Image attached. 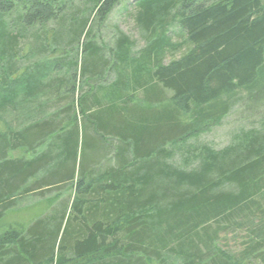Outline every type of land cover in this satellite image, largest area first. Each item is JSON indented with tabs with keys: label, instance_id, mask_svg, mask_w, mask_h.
I'll use <instances>...</instances> for the list:
<instances>
[{
	"label": "trees",
	"instance_id": "trees-1",
	"mask_svg": "<svg viewBox=\"0 0 264 264\" xmlns=\"http://www.w3.org/2000/svg\"><path fill=\"white\" fill-rule=\"evenodd\" d=\"M72 1L0 0V123L15 119L0 129V224L20 198L73 190L60 214L0 225V264H230L209 229L242 214L263 252L264 130L241 132L220 151L184 141L225 117L237 91L264 101V0H137V54L121 33L111 48L97 45L92 20L64 18ZM118 1L88 0L101 22ZM173 12L180 42L163 30ZM50 22L53 45L64 37L74 58L37 61L16 76L25 29ZM36 46L33 55L49 51L44 40ZM63 68L65 80L53 76ZM82 80L86 91L73 100ZM65 92L70 104L50 113ZM183 147L193 168L169 163ZM18 150L30 158L10 156Z\"/></svg>",
	"mask_w": 264,
	"mask_h": 264
},
{
	"label": "rangeland",
	"instance_id": "rangeland-1",
	"mask_svg": "<svg viewBox=\"0 0 264 264\" xmlns=\"http://www.w3.org/2000/svg\"><path fill=\"white\" fill-rule=\"evenodd\" d=\"M137 0H119L118 3L110 10L105 17L104 21L96 20L93 17V13L90 9L92 6L88 0H73L66 5L64 11V18L77 16L86 17L89 21L92 20V39L97 45H101L104 48H111L114 45V41L119 33L129 37L134 42L132 53L137 54L140 49L144 47V42L139 35V31L134 23L133 16L135 15V2ZM17 11L10 16V20L16 16ZM175 13L165 19L163 24V30L168 32V35L172 38L173 42L183 41L184 35L180 33L175 24ZM67 25V24H66ZM68 26V25H67ZM57 32L56 23L50 22L43 28H29L25 29L24 39L21 40V55L20 59L16 60V65L19 71L16 76L21 75L32 64L41 62L43 60L54 59L57 57H66L65 64L70 62L74 58V53L69 50V47H65L68 41L63 37L59 42L60 47L53 45V38ZM44 40L45 46L49 49L47 54L33 55L37 51V43ZM82 41V40H81ZM75 45V44H74ZM79 46V45H78ZM73 47V46H72ZM52 49V51H50ZM185 50V49H183ZM181 50L176 53L175 56L168 55L166 63L172 59L178 58L184 51ZM67 54H66V53ZM107 53V52H106ZM68 60V61H67ZM63 65V64H62ZM65 66V65H64ZM53 76H59V78L66 79L65 69L63 68L59 72L53 74ZM109 76V75H108ZM85 81V80H84ZM79 81L78 91L72 96L73 100L79 98L82 92L86 91V87L83 82ZM111 83V82H110ZM109 83H100L101 86H107ZM77 89V86H76ZM66 95V96H64ZM63 96L67 100L63 99L62 102L53 101L51 107L48 109L50 113H54L58 109H63L70 101L69 95ZM67 101V103H64ZM231 108L229 112L218 123H208L197 137L189 138L184 141L185 146L195 147L197 145H206L214 151H220L233 143L234 138L240 135L241 132L249 130H264V101H258V98L249 100L246 98L244 91H237L236 94L231 96ZM50 105V104H49ZM76 118L80 120L83 116L80 114L78 107H74ZM47 111L42 113V116L47 115ZM36 115V114H35ZM61 117L65 114H60ZM37 117V116H36ZM38 117H41L40 115ZM37 117V118H38ZM33 119L35 117H32ZM21 119V118H20ZM13 115L11 117L4 118L0 123V129L8 131L7 125L14 122ZM30 121V117H25L18 123L13 125L18 126L22 123V126ZM11 127H13L11 125ZM189 148H179L175 151L174 156L169 161L170 164L186 168L187 166L193 168V163L190 165L185 164L186 161L191 160L192 154L188 151ZM188 151V152H187ZM11 157H24L30 158L31 154L24 152L23 150L12 152ZM111 152L108 153V160H111ZM103 160L101 167H103ZM195 165V163H194ZM96 166L97 171L102 168ZM187 167V168H188ZM72 186L68 185L60 190L48 192L43 196L33 194L20 198L16 205L11 208L6 214L0 225H7L12 223L21 224L23 227H28L34 220L38 218L50 217L53 213H62V210H66L72 201ZM252 208V207H251ZM261 209H264V204ZM248 220L239 215L230 222L217 221L212 222L209 229V233H215V249L221 256L229 260L230 264H255L257 263V254L264 253L261 250L259 252L252 247L251 241L256 240L255 230L253 227H249ZM172 258H170L171 260ZM172 264H180L179 260L172 259Z\"/></svg>",
	"mask_w": 264,
	"mask_h": 264
}]
</instances>
